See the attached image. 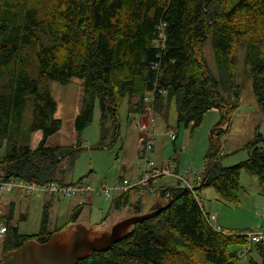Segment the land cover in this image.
Masks as SVG:
<instances>
[{
  "label": "trees",
  "instance_id": "1",
  "mask_svg": "<svg viewBox=\"0 0 264 264\" xmlns=\"http://www.w3.org/2000/svg\"><path fill=\"white\" fill-rule=\"evenodd\" d=\"M209 39L219 77L204 54ZM238 44L246 45L253 91L264 108V0H1L0 149L7 147L1 161L3 179L41 184L59 169L64 177V160H69L67 168L73 167L81 145L48 144L63 126L56 117L52 81H83L75 130L82 134L99 105L101 145L110 130L113 138L119 136V110L126 97L130 113L143 114L146 93L155 91L156 111L168 119L175 102L178 124L186 127H199L212 109L221 113L209 134L201 185L194 191L162 187L161 193L171 194L165 207L154 208L107 250L93 251L76 264H240L241 257L253 251L264 264V241L252 243L243 234L217 231L197 199L199 191L214 188L225 201L239 204L243 171L257 175L264 185L261 134L248 143V157L242 162L224 166L219 156L221 137L227 132L222 127L237 107L221 94L220 86L239 98L234 59ZM29 101L33 118L25 126ZM39 131L42 139L31 148L32 134ZM130 194L114 199L117 209L129 204ZM48 206L38 234H21L10 224V214L5 251L29 240L50 241ZM81 209L78 205L73 210L71 222Z\"/></svg>",
  "mask_w": 264,
  "mask_h": 264
},
{
  "label": "rangeland",
  "instance_id": "2",
  "mask_svg": "<svg viewBox=\"0 0 264 264\" xmlns=\"http://www.w3.org/2000/svg\"><path fill=\"white\" fill-rule=\"evenodd\" d=\"M246 53V45L238 44L234 59L235 83L239 89V98L235 99L230 90L220 86L221 94L229 100L230 104L237 105L229 111V117L225 120L226 124L222 127L224 131H227L221 137L222 150L219 153L224 166H234L247 159L246 146L248 143L254 141L259 134L264 137V108L258 103L253 91V78L246 61ZM204 54L213 75L219 77L220 70L211 39L206 43ZM50 90L58 104L56 117L63 121L61 130L49 139L50 146L76 148L81 145L82 147L75 158L73 167L67 168L69 160H64L63 166H61V169H65L64 177L61 175L60 169L56 170L55 176L47 183H64L65 181L76 183L85 179L92 186L101 187L104 184L112 186L122 177L135 178L140 171V152L143 148L141 141L148 134L152 136L154 142L151 156L154 164L159 168L172 164L171 175L155 178L152 181L151 191H132L131 203L121 205L118 210L114 203V199L118 197L114 195L106 196L90 191L85 195L64 197L39 192L27 194L25 191L21 192V188H15L14 192L3 190L0 194V210L4 213L3 203L7 200L11 198L16 200L15 221L11 220L10 224L14 226L18 224L21 234L40 233L44 207L48 204V228L50 232H53V235L46 244L41 245L34 240L19 250L21 252H16L17 256H10V251H5L4 248L6 233L0 240V264H68L72 252L74 251L75 254L77 248L82 244L93 247L105 246L114 238L111 230L115 227L118 228L121 222L132 218L131 214L134 215L135 210L139 209V206L136 205H142L144 212H148L150 209L153 212V209L157 207L152 208V206L168 202L164 194L170 193V191L165 190L164 193H161L162 185L187 188V182L183 180V177L186 178L188 172H191L192 175L195 172L203 171L204 173L205 157L210 143L209 134L221 120L220 111L212 109L206 113L203 122L197 128H193L192 125L186 127L183 123L179 125L175 102L168 110V119L164 117V114L158 113L156 107L152 109L148 102L145 104L146 111L136 115L134 119L135 113L132 106L130 113L126 97L119 110V136L113 138L111 136L112 129L107 134L108 139L106 138L107 140L101 145V110L99 105L95 108L92 123L82 134L79 135L75 130V119L81 108L83 81L73 78L66 85L52 81ZM149 93H146L145 98ZM147 109L150 114H145ZM32 118V101H29L24 125L28 126ZM107 126L112 128L110 122ZM172 134H174L173 137ZM32 137L31 148L39 144L42 139L41 132L33 133ZM260 147L263 149L264 143H261ZM6 150L7 147L4 144L0 149V175L2 176L5 173L1 161L6 155ZM2 179L0 177V182ZM240 182L242 189L240 203L237 205L222 199L214 188H205L199 191L197 199L209 213L220 216L221 224L225 220L227 223L224 225L225 231L230 233L264 231V185L260 183L257 175L246 171L242 172ZM78 205L82 206L81 212L77 219L71 222L72 212ZM26 216L27 219L23 220L22 218ZM8 221L7 219L2 220V223L7 225ZM128 222L131 220L123 223ZM134 224L127 226L132 228ZM126 230L128 228H125ZM105 233L110 237L108 241H106V237L102 238ZM92 252L89 248H81L76 258L89 255ZM24 259L29 261H24ZM251 260L262 264V259L255 251L251 256L244 254L240 259V264H252Z\"/></svg>",
  "mask_w": 264,
  "mask_h": 264
},
{
  "label": "built area",
  "instance_id": "3",
  "mask_svg": "<svg viewBox=\"0 0 264 264\" xmlns=\"http://www.w3.org/2000/svg\"><path fill=\"white\" fill-rule=\"evenodd\" d=\"M154 100H155V91L153 92L151 91L148 97L145 98V102L146 104L148 102L149 106L152 109H153ZM145 114H150L148 112V109L147 112H145ZM135 116L136 113L134 114L133 118ZM173 136L174 134H172V137ZM141 145L143 148L141 149L140 152L141 159L139 162V168H140L139 176L135 178H120L119 181L112 186H107L106 184H104L101 187H94L91 184H89L85 179L79 180L76 183L45 182V183L37 184L33 182L24 181L18 178H10V179L1 180L2 182H0V194L2 193L3 190H6L7 192H14L15 188H21L20 189L21 192L25 191L27 194L39 192V193H49L53 195H61L64 197H71L73 195H79V194L85 195L87 192L90 191L91 193L95 192L106 196L114 195L115 197H120L126 193H131L132 191H140V190L151 191L153 184L152 181L155 178L161 176L171 175V169L173 168V165L169 164L166 165L164 168H159L154 164L152 159L153 157H151L154 149V142L152 136H149V134L143 137L141 141ZM203 174H204L203 171L201 173L195 172L194 175H192L191 172H188L187 176H185L186 178L183 177V180L187 182L186 187L194 191L197 187L201 185ZM166 194H167L166 198L171 200L170 193L167 192ZM259 214L261 215V212H259ZM207 215L210 223L214 225V228L217 231H223L225 233L228 232L222 229L219 225L215 224L217 220V216L215 214L207 213ZM2 220H5L4 213H2V211L0 210V240L2 237L6 235L8 231V226L6 224H3ZM239 234H243L247 236L252 243L264 241V231L261 230H256L254 232L239 233Z\"/></svg>",
  "mask_w": 264,
  "mask_h": 264
},
{
  "label": "crops",
  "instance_id": "4",
  "mask_svg": "<svg viewBox=\"0 0 264 264\" xmlns=\"http://www.w3.org/2000/svg\"><path fill=\"white\" fill-rule=\"evenodd\" d=\"M79 113V112H78ZM78 115V114H77ZM34 134H39V132H36V133H34ZM41 136H42V133H41ZM42 138V137H41ZM32 139H33V137H32ZM32 139H31V143H32ZM49 139H51V137L49 138ZM39 140H40V138H39ZM50 141V140H49ZM49 141H48V144H49ZM50 145V144H49ZM32 148H36V146L35 147H32ZM226 154V153H225ZM165 165V164H164ZM139 174H140V171L138 172V175L137 176H139ZM136 176V177H137ZM0 177H1V179H2V175H0ZM122 178H133V177H122ZM65 182H68V181H65ZM167 186H169V185H162V187H167ZM131 201H132V198H131V194L129 195V203H131ZM4 204V218H5V220L7 219L8 220V218H9V216H10V214L11 213H13V218L11 219V220H13V221H15V211H16V200L14 199V198H11L10 200H7V202H4L3 203ZM136 206H139L138 208V210H135V212H134V215H132L131 214V216H133L132 218H130V219H128L127 221H132V220H135V219H138V218H140V217H142V216H145V215H149L150 213H151V209H150V211H148V212H144V210H143V207H142V205L140 206V205H136ZM165 207L166 206V201H165V203H161V204H155L154 206H152V208L153 207H157L158 209L159 208H161V207ZM120 209V208H119ZM204 209H205V211L207 212V213H209V211H207L206 210V208H205V206H204ZM118 210V209H117ZM22 216H24V215H22ZM217 224L218 225H220V227L223 229H226L225 228V226L224 225H226L227 223L225 222V220L222 222V224L220 223V216L218 217L217 216ZM127 221H123V222H127ZM123 222H121L120 224H119V227L121 226V225H123V224H125V223H123ZM15 226H18V224H16ZM118 226V225H117ZM119 227L118 228H116V230H118L119 229ZM115 228H113L112 230H111V232H112V234H114V237H115V234H116V230H115ZM125 228H128V230H126L125 231ZM18 229H19V226H18ZM131 230V228L130 227H128L127 225H124V226H122L121 228H120V230H119V233H118V235L116 236V238L117 237H121V236H123V235H125V234H127L129 231ZM20 232V231H19ZM109 233V232H108ZM109 235L107 234V233H105V234H103L102 235V238H105L106 237V241H108V239L110 238V237H108ZM34 240H29L28 242H26L25 244H24V246H22L21 248H18V249H14V250H11L10 252H9V254H10V256H17V253L16 252H21V251H19V250H22L28 243H32ZM90 242H92V241H90ZM95 243V242H94ZM40 244V243H39ZM41 245H43V244H41ZM16 254V255H15ZM25 260H27V259H24V261ZM22 261H23V259H22ZM27 261H29V260H27ZM26 261V262H27Z\"/></svg>",
  "mask_w": 264,
  "mask_h": 264
},
{
  "label": "water",
  "instance_id": "5",
  "mask_svg": "<svg viewBox=\"0 0 264 264\" xmlns=\"http://www.w3.org/2000/svg\"><path fill=\"white\" fill-rule=\"evenodd\" d=\"M166 196H167V194H166ZM167 199H168V198H167ZM168 202H169V199H168ZM163 207H164V206H163ZM163 207H161V208H159V209L161 210ZM147 216H149V215L142 216V217H140L139 219H136L135 221H131V222L125 223V224H123V225H128V224L136 223L137 221L142 220L143 218H145V217H147ZM123 225H121V226L119 227V229L117 230V232H116V234H115V237H114V238H113L108 244H106L105 246H102V247H97V246H95V247H93V246L85 245V244L80 245V246L77 248V251H76L75 254H74V251L72 252V255H71L72 257H71L70 261L68 262V264H76L77 259H78V258H76V257H77V254H78V252H79V250H80L81 248H89V249H91L92 251H95V252H102V251H104V250H107V249L112 245V243L115 241L116 236L118 235L119 230H120V228H121ZM47 264H53V263H47ZM57 264H58V263H57Z\"/></svg>",
  "mask_w": 264,
  "mask_h": 264
},
{
  "label": "bare ground",
  "instance_id": "6",
  "mask_svg": "<svg viewBox=\"0 0 264 264\" xmlns=\"http://www.w3.org/2000/svg\"><path fill=\"white\" fill-rule=\"evenodd\" d=\"M161 94V93H160ZM171 200H169V202H170ZM209 220V219H208ZM210 222V221H209ZM215 224H216V222H215ZM79 260V258L77 259V261Z\"/></svg>",
  "mask_w": 264,
  "mask_h": 264
}]
</instances>
